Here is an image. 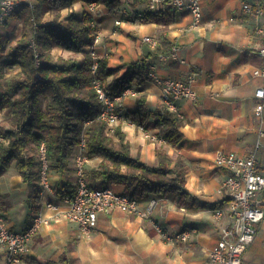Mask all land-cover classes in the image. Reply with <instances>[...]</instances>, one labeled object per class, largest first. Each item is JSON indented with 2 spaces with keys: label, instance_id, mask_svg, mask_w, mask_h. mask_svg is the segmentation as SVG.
<instances>
[{
  "label": "crops",
  "instance_id": "1",
  "mask_svg": "<svg viewBox=\"0 0 264 264\" xmlns=\"http://www.w3.org/2000/svg\"><path fill=\"white\" fill-rule=\"evenodd\" d=\"M85 2H75L70 12L82 17ZM242 2L205 1L202 20L191 30H186L192 20L187 11L176 14L167 30L155 21L145 22L133 16L148 8L144 0H129L127 9L117 14L103 12L96 17L102 36L108 37L99 42L98 51L108 52V68L117 69V77L124 76L131 64L144 59L148 70L153 66L164 77L186 78L191 71L197 73V98L176 100V112L183 120L180 128L183 137L178 144L166 140L153 142L131 123L123 127L132 157L158 166L156 149L161 147L177 159L185 172L186 193L166 198L152 195L139 200L141 212L151 200L157 201L150 218L119 209L100 213L97 227L85 238L80 235L78 225L65 217L69 203L61 194L68 188L67 183L76 182L74 150L66 171L50 170L52 188L44 197L39 195L37 186L39 198H30L33 188L20 175L14 161L0 170V209L8 226L24 230L37 213L49 220L34 235L30 252L20 264H210L208 251L219 240L228 218L217 220L208 205L224 202L225 208L230 200V193L223 186L228 170L216 165V151L248 155L256 150V166L264 174V112L263 120L255 112L258 104L255 90L260 78L254 75V70L263 65L258 51L264 44V17L243 12ZM46 19L51 20L47 16ZM115 20L122 22L116 25ZM146 35L160 37L161 48L167 38V50L172 44H179L184 61L159 59V52L144 42ZM82 52L79 60L84 58ZM134 85L139 93L127 98L120 109L121 118H130L129 114L138 109V99L143 93L153 112L145 129L159 136L155 114L163 109L160 87L148 75L141 88L135 82ZM100 185L109 184L100 182ZM111 186L127 192L123 184ZM258 199L264 206V190ZM45 200L57 208L46 207ZM191 227L197 232L186 242L167 236ZM4 258L5 251L0 247V264ZM243 263L264 264V219L257 226Z\"/></svg>",
  "mask_w": 264,
  "mask_h": 264
},
{
  "label": "trees",
  "instance_id": "2",
  "mask_svg": "<svg viewBox=\"0 0 264 264\" xmlns=\"http://www.w3.org/2000/svg\"><path fill=\"white\" fill-rule=\"evenodd\" d=\"M86 1L103 3L111 12H116L124 3L123 0ZM75 2L77 0H41L34 8L25 7L16 12L25 24L23 37L13 52L19 69L8 76L0 71V111L7 110L6 118L0 121V170L15 161L20 175L33 188L30 198H39L41 144H46L49 168L64 172L71 151L84 138L86 155L103 158L98 167L88 171L93 186H99L100 182L122 183L138 200H147L152 195L165 197L172 192L185 195L184 169L165 149H156L159 164L151 166L131 156L130 142L120 129L115 135L107 133L106 123L98 117L101 105L91 86L93 58L83 50L95 38L90 25L92 16L87 11L82 17L74 12L62 14ZM47 15L53 17L49 23L45 21ZM175 19L176 14L171 9L153 11L149 8L143 11L141 18L161 24L164 30ZM32 39L37 51L31 46ZM165 45H169L167 38L158 52L167 50ZM56 47L73 53L84 51V58L55 55ZM3 48L4 37L0 35V51ZM7 63L0 54V67ZM148 72L145 59L133 63L124 76H115L106 90L116 95L133 81L141 88ZM115 73L116 69L108 68L107 59L99 61V75L104 82ZM138 104V109L129 116L137 125L145 126L153 112L143 93H140ZM155 117L159 136L170 144H178L183 137L180 130L183 120L179 114L163 108ZM65 187L68 188L61 194L73 197L76 186L67 183ZM223 203L208 207L214 210L224 206Z\"/></svg>",
  "mask_w": 264,
  "mask_h": 264
},
{
  "label": "built area",
  "instance_id": "3",
  "mask_svg": "<svg viewBox=\"0 0 264 264\" xmlns=\"http://www.w3.org/2000/svg\"><path fill=\"white\" fill-rule=\"evenodd\" d=\"M205 1L208 0H146V4L153 11L171 9L175 14L184 11L189 12L192 20L186 30H191L197 27L202 20ZM37 2L38 0H0V26L7 23L19 10L25 7L34 8ZM88 7L93 13L90 25L92 29H96L99 27L96 17L100 11L95 1H90ZM242 10L247 14L264 17V0H243ZM142 15V13L138 14L139 17ZM117 23H120V20ZM143 40L152 49H158L161 44L160 37L154 35H147ZM31 46L37 51L34 39L31 40ZM258 53L263 59V65L254 70V75L260 78V84L255 90V97L258 99L255 112L263 120L264 44L261 45ZM106 55L105 53L101 56L92 50L91 72L93 78L91 86L95 90L101 105L98 117L106 123L107 133L110 134L109 132H114L115 124L120 119L117 108L119 104H116V100L125 98L129 94L135 95L138 90L128 86L117 95H111L107 92L99 75V61ZM158 57L167 61H184L181 55V46L177 43L172 44L167 51H160ZM148 76L160 87L161 100L165 110L176 111L177 99L195 100L197 98L195 88L197 73L194 71H191L186 78L164 77L159 75L153 66H149ZM145 132L146 137L150 139L164 141L163 138L148 130ZM80 143L85 147L84 138ZM46 151V144L42 143L39 149L41 161L39 190L43 197L45 192L52 188L48 177L49 166ZM87 160L81 154L76 157V193L73 197L68 198L69 206L65 211V217L78 225L82 237H90L91 232L97 227L100 213L108 214L116 209L125 212H138L142 215H148L151 212L153 204H150L146 211L141 212L139 200L128 192L117 191L111 185L93 186L84 169ZM256 160V150L248 155H240L235 151H216V165L228 170L223 186L228 189L230 200L225 208L220 207L213 210V215L217 220L228 218V223L222 226L219 240L208 251L210 264H244L245 252L256 237L258 224L264 219V206L258 199V194L264 190V174L258 170ZM45 206L57 208L48 200H45ZM43 223L48 224L49 220L41 213H37L33 216L28 227L16 231L8 226L7 219L0 210V247L5 251L3 264L21 263L23 258L29 254L30 242ZM193 232H197V229L191 227L168 237L188 241Z\"/></svg>",
  "mask_w": 264,
  "mask_h": 264
},
{
  "label": "rangeland",
  "instance_id": "4",
  "mask_svg": "<svg viewBox=\"0 0 264 264\" xmlns=\"http://www.w3.org/2000/svg\"><path fill=\"white\" fill-rule=\"evenodd\" d=\"M41 0H39V2H40ZM77 1H79V0H77ZM86 1V0H85ZM129 0H123V4L121 5V6H119L118 8H117V11L116 12H111V11H109L108 9H106V7H105V5L103 4V3H100V2H97V1H95L96 2V6H98V10L100 11V13H99V15L100 14H102L103 12H109V13H113V14H117V12H119V11H123V10H125V9H127L128 8V4H127V2H128ZM90 3V1H86L85 2V11H87L90 15H92L93 13H92V11L90 10V8L88 7V4ZM75 5V4H74ZM74 5L72 6V8H68V9H64L63 11H62V14H63V16H66V15H68L69 13H70V10H74L73 9V7H74ZM25 10V9H24ZM65 10H67L66 12H64ZM64 12V13H63ZM65 14V15H64ZM138 14L139 13H133L132 15L133 16H138ZM143 14V13H142ZM47 17H49L51 20H47L46 19V17H45V21L46 22H51L52 20H53V17L51 16V15H47ZM139 17V16H138ZM142 17H143V15H142ZM142 17H139V19H141ZM117 21L118 20H115V24L116 25H119V24H121V20H120V23H117ZM24 24H25V21H24V19H19L18 18V14H14V16H12L8 21H7V23H5L4 25H2V26H0V35L2 36V37H4V48H3V50L2 51H0V54H1V56H2V60H4L5 62H8L7 64H6V66H4V67H0V71H4V72H2L5 76H8L7 74H11V73H13L14 71H17L18 69H19V66H18V64L17 63H15L16 62V60L13 58V52H14V49H15V47H16V44H17V42L23 37V32H24ZM64 24H66L65 22H64ZM93 35L95 36V38H94V41L91 43V44H89V45H87V46H85L84 48H83V50L84 51H87L90 55H91V57H93L92 56V50H95L96 51V53L97 54H99V55H101V56H103L105 53L107 54L105 57H103V58H105V59H107L108 58V56H109V54H108V52L107 51H104L103 53H100L99 51H98V44H99V42H101V41H103L104 40V36L106 37V35H104V36H102V32H101V24L99 23V27H97L96 29H93ZM147 36V35H146ZM155 36V35H154ZM145 37V36H144ZM106 38H108V37H106ZM144 39V38H143ZM160 46H161V44H160ZM159 46V47H160ZM158 47V48H159ZM154 50H157L158 51V49H154ZM53 52H54V54L55 55H59V54H62L63 56H66V57H70V56H74V57H76V58H78V59H80L79 58V56L81 55L80 53L82 52V51H80V52H77V53H73V52H71V51H69V50H66V49H62V48H60V47H56V48H54V50H53ZM83 53V52H82ZM84 57V56H83ZM103 58H101V59H103ZM82 59V58H81ZM3 68V69H2ZM116 71H117V69H116ZM116 75L114 74V75H111V76H109V77H107V78H105V82H104V86L106 87V85H109V83L111 82V80L115 77ZM117 77V76H116ZM130 87H134V88H136L137 89V87H136V85H134V81L131 83V85H129ZM126 88H128V86L126 87ZM125 88V89H126ZM139 93V92H138ZM137 93V94H138ZM137 94H135V95H128V96H126L125 98L124 97H122L121 99H118V100H116V104H119V106H117V108H118V112H119V117H120V119L117 121V123L115 124V130H114V132H109L110 133V135H115V133L117 132V130L118 129H120L124 134H125V132L123 131L124 130V124H129V123H131L132 124V127H135V128H138L141 132L143 131V134H145V136H146V132H145V126H142V125H137L136 123H134L132 120H131V118H126L125 116L124 117H122L121 118V113H120V109L123 107V105H124V103H125V101L127 100V98H129V97H133V96H136ZM117 95V94H116ZM44 105L46 104V102H44L43 103ZM163 108H164V106H163ZM6 115H7V110H5V111H0V121L1 120H3V119H5L6 118ZM130 117V116H129ZM128 126H130V125H128ZM152 133V132H151ZM152 134H156L157 136H158V134L157 133H152ZM126 135V134H125ZM147 139L149 138V137H146ZM126 139H127V136H126ZM150 139V138H149ZM128 140V139H127ZM129 141V140H128ZM151 141H158V140H154V139H151ZM73 150H74V157H73V170L75 171V174L77 173L76 172V170H77V165H76V157H77V155L78 154H81V155H83L84 157H86L88 160L85 162V164H84V169H85V172H86V175L88 176V171L90 170V169H92V168H96V167H98L99 166V164L101 163V161L103 160V158H102V156H100V155H97V156H94V157H89V156H87L86 155V148L83 146V145H81V143L80 142H78L76 145H75V147L73 148ZM73 150L71 151V153L73 152ZM71 156V155H70ZM131 156H132V154H131ZM70 159V158H69ZM95 160V161H94ZM49 166V165H48ZM52 171V169H50L49 168V171H48V177H49V180H50V182H51V171ZM40 177V176H39ZM114 184V183H113ZM120 184H122V183H120ZM41 184H40V182H39V186H40ZM124 185V184H123ZM51 187H52V185H51ZM114 188V187H113ZM39 189H40V187H39ZM50 190V189H49ZM171 194H175V193H170L169 195H171ZM39 195H41L40 194V191H39ZM168 195V196H169ZM42 196V195H41ZM158 196V195H157ZM168 196H165V197H161V198H166V197H168ZM150 204H153L152 205V210H151V212L150 213H148V217L150 218L151 216H152V214H153V209L155 208V205H157V201L156 200H151L149 203H148V205L146 204L145 205V207H142V209H143V211H146L147 210V208H148V206L150 205ZM159 205V204H158ZM1 210V209H0ZM2 211V210H1ZM4 214V213H3ZM147 216H144V217H147ZM31 223V222H30ZM182 231V230H181ZM167 236H170V235H167ZM89 238V237H88ZM186 242V241H185Z\"/></svg>",
  "mask_w": 264,
  "mask_h": 264
}]
</instances>
